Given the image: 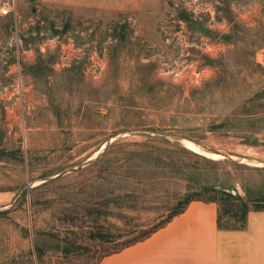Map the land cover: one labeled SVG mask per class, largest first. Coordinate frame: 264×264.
Wrapping results in <instances>:
<instances>
[{
	"label": "rangeland",
	"instance_id": "1",
	"mask_svg": "<svg viewBox=\"0 0 264 264\" xmlns=\"http://www.w3.org/2000/svg\"><path fill=\"white\" fill-rule=\"evenodd\" d=\"M183 6L203 27L177 20ZM262 116L264 0H0V208H7L0 216V264H94L163 220L187 181L133 167L129 185L141 188L139 198L128 203L122 196L130 207L115 209L100 225L102 232H131L108 243L89 238L94 227L83 210L112 196L106 161L117 151L160 150L201 182L264 206V167L211 156L264 160V127L243 125ZM226 120L231 128L220 127ZM129 130L180 136L200 152L128 135L109 146L103 162L39 182ZM28 183L26 201L12 204ZM38 233L41 256L34 250ZM74 243L83 250L67 253Z\"/></svg>",
	"mask_w": 264,
	"mask_h": 264
},
{
	"label": "trees",
	"instance_id": "2",
	"mask_svg": "<svg viewBox=\"0 0 264 264\" xmlns=\"http://www.w3.org/2000/svg\"><path fill=\"white\" fill-rule=\"evenodd\" d=\"M177 17L178 21H187L189 25L195 29H200L203 27L204 24L200 20H198V17H195L194 12L190 11L188 7L183 6L181 8ZM190 17H194L190 19ZM210 17V16H209ZM203 29V28H202ZM206 34H210L211 31L206 28L205 29ZM120 40L123 41L122 34L119 35ZM251 101V100H250ZM246 107H244V110ZM231 121H224L221 124V128H231ZM243 125H245L244 129H248L251 126L255 125L258 129H262L264 127V116L260 118H254L250 119L247 118L243 122ZM260 125V126H258ZM111 150H107L97 161L94 162V164H99L105 160V158L110 154ZM158 151V152H157ZM122 150L114 152L109 162L106 161V163H109V166L113 169L112 173L110 174L112 177H114L115 181L113 186L111 187V194L109 198L105 199L104 196L98 198V200L94 203V206L91 208H87L83 210V216L86 217V219H89V222L93 223L90 227H94V232L90 233L89 238L98 242V243H108V242H114L118 237L122 235V233H130L131 230H121L117 229L113 231H107L102 232V222H105L107 217L112 215V211H115V209H120L123 207L129 208V204L132 200H137L133 195L136 197V195L139 198V193L136 190H140L141 188L138 187H131L129 184L134 178L137 173L135 172L134 168H140L146 172L148 170L152 171L154 170L155 173L159 174L162 179H165L167 177H174L177 175L178 177L184 179L187 181L186 184V193L183 196V198H179V203L171 210L167 216L161 220L159 223L152 226L151 229L141 232L138 235L129 238L123 242H120L116 244L112 249H109L107 251H104L94 262V264H97L100 259L103 257L117 253L121 251L122 249L129 247L137 242H140L147 237H149L151 234L156 232L158 229L164 227L171 219H173L175 216L182 213L187 205L191 203L192 201H202V202H214L218 206V212H217V226L220 230H243L246 226V216L250 210L254 211H264L263 205H255L250 207L249 203L242 199L237 194H233L231 191L219 189L217 186H214L212 184L203 183L200 180H198L194 174L190 175L186 171L182 170V164L175 163L173 161L166 160V157H164L162 154H160V150ZM186 151V150H185ZM157 152V153H156ZM188 154L192 155L193 157L200 158L204 160L205 162H211L210 160L199 156L193 152H188ZM153 172V171H152ZM131 179V180H130ZM149 179V178H148ZM155 182V180H154ZM152 182V183H154ZM124 183V186H123ZM41 185L46 186L47 183H43ZM154 185V184H152ZM122 186L125 188H129V195L122 194L120 190L122 189ZM40 187V186H37ZM101 188V187H99ZM24 193L21 197L20 202H25L26 200ZM202 194H207L206 196H202ZM95 195V194H94ZM126 196L130 200H127L128 203H126L124 200H121L122 196ZM100 197V196H99ZM176 199L177 197H173ZM37 200L32 199V201L29 202L31 206L33 204L37 203ZM6 213L5 211L0 212V216H4ZM40 233H38V236H36L33 240L34 242V250L40 254V256L43 254V250L38 244L37 239L40 238ZM69 245V248H66L67 253H71L73 251H80L83 250L82 247L78 246V244L74 243L72 246ZM76 246V247H75ZM74 248H77L74 250ZM38 255V257H40ZM72 264H83V263H72Z\"/></svg>",
	"mask_w": 264,
	"mask_h": 264
},
{
	"label": "crops",
	"instance_id": "3",
	"mask_svg": "<svg viewBox=\"0 0 264 264\" xmlns=\"http://www.w3.org/2000/svg\"><path fill=\"white\" fill-rule=\"evenodd\" d=\"M218 206L192 201L146 239L97 264H264V211L250 210L243 230H220Z\"/></svg>",
	"mask_w": 264,
	"mask_h": 264
},
{
	"label": "water",
	"instance_id": "4",
	"mask_svg": "<svg viewBox=\"0 0 264 264\" xmlns=\"http://www.w3.org/2000/svg\"><path fill=\"white\" fill-rule=\"evenodd\" d=\"M128 135H138V136H145V137H155V138H160V139H164V140H169V141H175L178 143H183L184 138L180 137V136H175V135H171L168 133H163V132H158V131H151V130H129V131H119L114 133L113 135H111L108 140L105 142V144L90 158L86 159L84 162H82L81 164H79L78 166L71 168L69 170H66L58 175H56L54 178H47V179H43L41 181H39L40 183H45L47 181H50L52 179H56L58 177L79 171L83 168H86L88 166H90L91 164H93L95 161H97L109 148V146L114 143L116 140H119L120 138H123L125 136ZM198 146V145H196ZM202 148V147H201ZM203 151L208 152L209 150L205 149L204 147L202 148ZM197 153V152H196ZM214 154H218L221 156L220 159L226 160L228 162H235V163H241V164H250V165H254L257 167H264V160L255 158V157H251V156H233V155H228V154H222V153H214ZM31 186V184H27L21 191L20 193L14 198L12 204L19 199L23 193L26 191L27 188H29ZM7 208H0V212L5 211Z\"/></svg>",
	"mask_w": 264,
	"mask_h": 264
},
{
	"label": "bare ground",
	"instance_id": "5",
	"mask_svg": "<svg viewBox=\"0 0 264 264\" xmlns=\"http://www.w3.org/2000/svg\"><path fill=\"white\" fill-rule=\"evenodd\" d=\"M183 144H184V146L186 147V148H188V149H190V150H192V151H194V152H200V149L196 146V145H194L192 142H190V141H188V140H184L183 141ZM211 156H214V157H218L219 155H217V154H212Z\"/></svg>",
	"mask_w": 264,
	"mask_h": 264
},
{
	"label": "built area",
	"instance_id": "6",
	"mask_svg": "<svg viewBox=\"0 0 264 264\" xmlns=\"http://www.w3.org/2000/svg\"><path fill=\"white\" fill-rule=\"evenodd\" d=\"M2 12H3V14H7L8 9L7 8H4V9H2Z\"/></svg>",
	"mask_w": 264,
	"mask_h": 264
}]
</instances>
